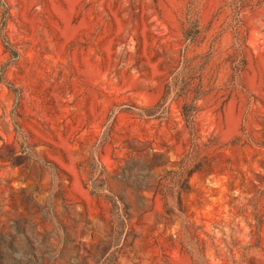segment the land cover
<instances>
[{
    "label": "rangeland",
    "instance_id": "1",
    "mask_svg": "<svg viewBox=\"0 0 264 264\" xmlns=\"http://www.w3.org/2000/svg\"><path fill=\"white\" fill-rule=\"evenodd\" d=\"M8 3L0 264H264V0Z\"/></svg>",
    "mask_w": 264,
    "mask_h": 264
},
{
    "label": "trees",
    "instance_id": "2",
    "mask_svg": "<svg viewBox=\"0 0 264 264\" xmlns=\"http://www.w3.org/2000/svg\"><path fill=\"white\" fill-rule=\"evenodd\" d=\"M10 17V5L8 0H0V41L4 47V50L7 52V59L0 65V82H4L8 88H10L15 95H18L17 89L8 83L3 73L6 67L12 64L18 56L17 49L13 46V44L8 40L5 34V25L7 20ZM168 96L164 94L162 98L150 107L139 108L138 110L131 109L129 107L118 109V111H128L133 113L138 117H154V118H164L167 110H168ZM198 109V106L195 103H192L189 107L183 106L181 109V115L185 124L188 128L189 134L192 135V114ZM118 111H114L112 109L106 118V122L104 124V134L105 136H109L113 130L115 115ZM93 188L95 189V183H93Z\"/></svg>",
    "mask_w": 264,
    "mask_h": 264
}]
</instances>
